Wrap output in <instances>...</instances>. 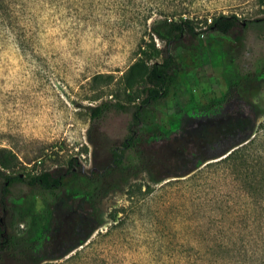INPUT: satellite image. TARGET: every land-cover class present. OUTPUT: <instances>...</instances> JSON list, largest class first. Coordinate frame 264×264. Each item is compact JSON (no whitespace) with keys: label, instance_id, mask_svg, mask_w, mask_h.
<instances>
[{"label":"rangeland","instance_id":"1","mask_svg":"<svg viewBox=\"0 0 264 264\" xmlns=\"http://www.w3.org/2000/svg\"><path fill=\"white\" fill-rule=\"evenodd\" d=\"M219 15L237 16L239 28L230 35L213 31L209 25ZM263 17L264 0H0V153L16 156L11 174L63 169L72 157L85 171L107 162L109 148L127 136L131 114H111L96 126L106 145L96 147L87 107L130 101L123 77L147 43L164 46L152 27L167 18L195 22L198 38L184 39L177 50L184 77L178 98L186 103L194 96L198 108L190 114L169 98L148 108L147 122L177 123L181 131L214 117L233 78L230 60L242 74L224 111L242 105L256 120L248 152L256 190L225 163L159 183L140 173L105 196L104 224L83 245L41 264H264V80L252 75L264 59V22L250 23ZM150 147L171 155L170 141ZM12 189L26 195L23 210L42 199L24 183ZM66 193L49 203L63 218ZM19 217L9 225L22 236L31 216ZM5 264L15 262L5 257Z\"/></svg>","mask_w":264,"mask_h":264},{"label":"trees","instance_id":"2","mask_svg":"<svg viewBox=\"0 0 264 264\" xmlns=\"http://www.w3.org/2000/svg\"><path fill=\"white\" fill-rule=\"evenodd\" d=\"M235 15H219L209 28L224 35L233 34L239 28ZM264 17L251 20L262 24ZM152 34L164 43L157 48L150 43L141 50V57L130 66L123 77L124 92H129L130 101H103L88 106L92 121L89 141L96 147H105L102 133L97 131L102 122L116 113H130L129 131L120 145L109 148V160L102 166L85 171L77 157L68 160L63 169L44 170L40 173H17L14 154L0 153V264L10 257L15 264H41L58 260L83 245L104 224L101 203L116 185L140 173L146 172L154 183L167 177L187 176L200 168L214 163H225L237 175L241 183L250 190H256L259 183L256 166L250 165L249 149L254 141L256 120L246 114L242 105L232 110L226 107L236 96L240 85V67L233 60L227 65L233 78L227 89L217 99L219 112L192 130L178 129V124L157 128L147 122L148 108L169 98L177 106H185L190 114L198 108L194 96L182 103L179 97L183 84V71L177 50L184 39L198 38L194 20L163 19L152 27ZM154 52L153 55H149ZM252 75L264 80V59L254 65ZM127 94V93H126ZM175 97V98H174ZM209 109V105L203 106ZM160 140L170 141V154L162 148L154 149L150 144ZM165 154V155H164ZM166 169L167 173L160 174ZM257 174V175H256ZM264 180V175H262ZM17 183H24L43 199L41 209L31 201L29 209L18 207L25 194H16L12 189ZM67 192L66 218L49 208L57 205L60 194ZM20 215V221L31 216V223L25 235H17L10 229V217Z\"/></svg>","mask_w":264,"mask_h":264}]
</instances>
